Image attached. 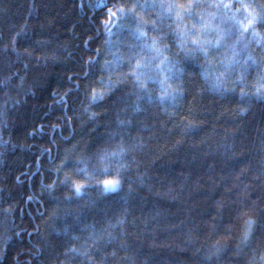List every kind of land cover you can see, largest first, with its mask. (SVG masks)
Listing matches in <instances>:
<instances>
[{"label": "trees", "instance_id": "1", "mask_svg": "<svg viewBox=\"0 0 264 264\" xmlns=\"http://www.w3.org/2000/svg\"><path fill=\"white\" fill-rule=\"evenodd\" d=\"M88 4L89 0H0V80L18 73L7 88H0V107L5 108L7 121L6 126L0 121V138L9 141L0 145V243L8 238L0 264H15L13 257L17 254L21 261L26 260L33 243L44 245L42 234H50L53 245L44 246L39 258L32 257L33 264L40 261L50 264L64 246V238L57 237L53 228H62L65 223L75 226L73 215L78 205L84 203L83 199L64 202L67 189L55 192L59 204L40 192L41 175L55 178L50 171L52 161L41 151V146L52 148L57 164L64 149L76 141H80L81 148L85 143L91 148L97 144L103 146L108 133L117 130V109L123 107L126 99L129 103L134 99L125 97L129 89L122 88L93 109L101 113L97 121L81 124L87 120V115L82 114L74 117L71 128L65 125L64 131L52 132L48 127L52 122L63 123L57 119L60 113L50 107L51 91L70 87L67 74L81 67L82 53L88 54L81 40L86 33L95 32L93 21L100 15L99 9L93 11ZM25 24L28 28L18 37L17 48L20 51L29 48L33 54L17 60L11 46L5 51L4 45ZM45 39L50 42L47 48L37 43ZM95 46L91 54H95ZM52 50L61 57L59 62L44 61V53L50 54ZM191 64L189 61L188 66ZM19 76L25 77L22 88L17 87ZM201 84L203 87L197 88L195 94L187 90L185 98L175 105L170 101L145 103L142 113L127 114L133 120L122 130L124 145L129 148L127 160L132 162L124 173L127 182L121 192L99 198L96 208L86 211L87 223H96L100 228L109 221L115 223L122 209H128L123 227L118 226L115 231L126 233L135 264H200L209 248L218 240L223 242L225 225L232 226L227 242L230 248L235 247L242 227L239 216L242 210L255 208L264 222V146L261 144L264 105L254 104L247 115L236 117L233 107L238 96L221 97L212 92L200 95L201 89L210 87L202 78ZM29 88L36 95L25 96ZM80 99H83L81 93H73L74 111L82 112ZM16 100L20 103L16 104ZM105 108L108 110L104 111ZM120 118L124 119L125 115L121 114ZM41 123L46 125L44 135H29ZM70 132L69 140L64 141L63 137ZM50 138L56 139V144L49 145ZM119 142L117 137L111 146ZM134 145L137 147L133 149ZM37 157L40 163H36ZM137 176L144 178L143 185L138 183ZM128 183L136 189L131 195ZM28 194L38 199L27 201ZM89 198L97 199V193L89 190L85 199ZM217 201L224 204L223 223L212 231ZM9 208L13 209L11 214L5 211ZM65 211L69 213L67 216ZM37 225L40 232L29 237L27 233ZM19 229L24 231L17 236ZM190 230L192 245L187 244ZM195 249L200 252L193 256ZM60 259L64 257L61 255ZM246 259L242 257L240 264H245ZM220 264L236 262L226 256Z\"/></svg>", "mask_w": 264, "mask_h": 264}, {"label": "snow or ice", "instance_id": "2", "mask_svg": "<svg viewBox=\"0 0 264 264\" xmlns=\"http://www.w3.org/2000/svg\"><path fill=\"white\" fill-rule=\"evenodd\" d=\"M88 7L93 11L100 10V15L93 21L95 32L86 33L81 40L82 48L87 49L88 54L82 53L81 67L67 74L71 86L51 91L53 100L50 107L60 113L57 119L63 123L52 122L48 127L52 132L57 129L64 131L65 125L71 128L74 117L79 118L82 114L87 115V120H82L81 124L97 121L101 113L93 109L117 95L122 86L129 89L125 97L134 99L130 103L126 99L123 107L117 109V130L108 133L107 141L102 142L103 146L97 144L91 148L85 143L81 148L80 141H76L70 148L64 149L58 164L55 163L52 148L41 146V151L52 161L50 171L55 178L41 175L40 192L52 197L58 204L60 199L54 194L61 188L68 191L64 202L69 204L75 200H84L73 215L75 226L65 223L62 228H53L57 237L64 238V246L63 252H59L50 264H73L74 261L75 264H135V256L128 250L126 233L115 231L118 226L123 227L128 209H122L121 216L115 223L109 221L100 228H97L96 223H87L86 215V211L96 208L99 198L118 194L127 182L124 173L132 162L127 160L129 148L124 145L122 130L133 122L127 114L130 112L135 116L142 113L145 103L170 101L175 105L184 99L187 95L185 78L192 75L188 62H199L202 58L211 64L210 53L220 49H226L221 71H209L201 64L199 76L210 87L201 89L200 95L212 92L221 97L228 94L238 96L233 107L236 117L247 115L254 104L264 105V56L256 55L253 50V46L264 49V0H89ZM187 21H191V25ZM27 28L26 24L21 25L10 42L4 45L5 51L11 46L17 60L33 54L29 48H23L22 51L17 48V39ZM206 34H215V40H207ZM169 35L175 41V54L169 51ZM37 43L47 48L50 42L45 39ZM94 44L95 54H91ZM68 55L71 56V53ZM43 59L45 62L55 63L61 57L56 50H52L50 54L46 51ZM24 68H28L27 62L24 63ZM97 71L99 75L96 74ZM17 74L10 73L0 80V88H7ZM19 80L17 87L22 88L25 77L19 76ZM73 93H81L83 97L79 100L82 112L74 111ZM24 95L34 96L36 92L29 88ZM192 98L195 100L196 96L193 95ZM15 103L19 104L20 100ZM55 105L60 107L56 109ZM121 114L125 115L124 119L120 118ZM5 118L6 110L0 107V121H3L4 126L7 122ZM45 127L44 123L35 125L29 135L43 136ZM71 135L70 132L63 140L68 141ZM117 137L120 142L112 147L111 142L117 140ZM8 142L0 138V145H7ZM47 143L54 145L56 139L50 138ZM261 144L264 146V140ZM135 147L137 146H132L133 149ZM36 163H40L39 157L36 158ZM16 179L20 180V177L17 176ZM46 179L49 182H45ZM137 181L140 185L144 184L142 176H137ZM89 190L97 193V199H85ZM135 190L128 183L129 195ZM34 199L38 197L33 194L26 197L27 201ZM40 202L43 203V200ZM224 210L223 202L217 201L212 231L218 230L223 223ZM5 211L11 214L13 209ZM68 214L65 211V216ZM40 215L43 216V213ZM239 216L242 217V227L235 247L230 248L227 242L232 226L225 225L223 242L218 240L209 248L200 264H220L221 259L226 256L236 264H240L242 257H247L245 264H264V222L258 218L255 208L242 210ZM23 231L24 229H19L16 235L20 236ZM33 232H40L39 225L28 232V236L31 237ZM49 236L50 234H42L44 245L32 244V248L28 249L30 256L26 260L21 261L19 254L13 257L15 264H33L32 257L39 258L44 246L53 245ZM7 239L0 243V256L6 254ZM187 244L192 245L191 230ZM199 252L200 249H195L192 255ZM61 255L64 259H60ZM39 264L44 262L40 261Z\"/></svg>", "mask_w": 264, "mask_h": 264}, {"label": "clouds", "instance_id": "3", "mask_svg": "<svg viewBox=\"0 0 264 264\" xmlns=\"http://www.w3.org/2000/svg\"><path fill=\"white\" fill-rule=\"evenodd\" d=\"M187 23L191 25V21H187ZM262 30H264V26H262ZM165 31H167V29H165ZM206 39L209 41L215 40V34H206ZM167 43L171 45L169 49L170 53L175 54L176 52L175 41L171 35L168 36ZM253 50L255 51L256 55L264 56V49H256L255 46H253ZM225 57H226V49H220V50H213L210 53L211 64L205 62L202 58L199 59V62L191 61L192 64L189 65L188 67L192 75L186 76L185 78L186 89L189 92L195 94L197 88L203 87V85L201 84V78L199 76V72L201 71V64H203L204 68L209 71L219 72L222 70V60ZM122 88H124V86H122L121 89Z\"/></svg>", "mask_w": 264, "mask_h": 264}]
</instances>
